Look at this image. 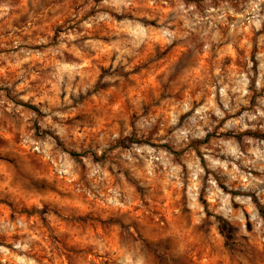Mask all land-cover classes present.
Returning <instances> with one entry per match:
<instances>
[{"label": "clouds", "instance_id": "obj_1", "mask_svg": "<svg viewBox=\"0 0 264 264\" xmlns=\"http://www.w3.org/2000/svg\"><path fill=\"white\" fill-rule=\"evenodd\" d=\"M0 264H264V0H0Z\"/></svg>", "mask_w": 264, "mask_h": 264}]
</instances>
